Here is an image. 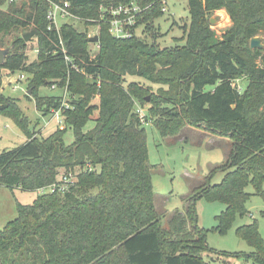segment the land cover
Wrapping results in <instances>:
<instances>
[{"label":"trees","instance_id":"1","mask_svg":"<svg viewBox=\"0 0 264 264\" xmlns=\"http://www.w3.org/2000/svg\"><path fill=\"white\" fill-rule=\"evenodd\" d=\"M49 1L17 5L0 0V35L30 25L37 50L28 61L24 32L15 36L0 70L27 74V89L42 114L60 107L63 88L71 107H62L53 132L37 137L16 100L0 92V114L27 136L0 153V185L36 191L67 171L76 180L64 193L17 202V216L0 229V264H216L201 256L214 249L198 226L195 200L224 203L212 227L223 233L236 215L247 213L248 185L264 196V48L249 47L250 38L264 33V0H187L185 40L163 48L136 35L115 38L108 24L99 22L100 5L134 1L150 5L136 27L154 29L152 20L162 13L163 0H67L85 29L63 22L58 31L47 29ZM220 8L231 25L216 37L207 16ZM98 22V47L91 54L86 26ZM60 39L78 70L64 61ZM53 83L61 92L38 95L39 87ZM136 103L161 136L176 135L189 125L232 141L226 161L194 189L184 213L173 212L167 227L155 207L151 171L156 165L148 161L145 123ZM90 120L94 125L85 129ZM68 128L73 132L69 144L64 141ZM218 170L223 177L211 184ZM235 231L252 248L247 256L253 264H264L256 220Z\"/></svg>","mask_w":264,"mask_h":264},{"label":"rangeland","instance_id":"2","mask_svg":"<svg viewBox=\"0 0 264 264\" xmlns=\"http://www.w3.org/2000/svg\"><path fill=\"white\" fill-rule=\"evenodd\" d=\"M19 5L24 0H14ZM166 11L155 16L152 20L154 29L144 28L143 24L135 27L134 34L153 42L163 48L183 44L185 40L184 29L189 24V11L187 0H163ZM6 5L3 6L5 8ZM144 15V14H143ZM143 17V16H142ZM208 21L215 36L219 37L223 31L231 25L229 15L224 8L216 9L208 14ZM72 23L77 29H85V25L77 19L69 18L60 20L59 23ZM97 25L86 26L89 36L97 34ZM33 28L29 25L25 28L12 30L9 34L0 35V48H10L13 38ZM156 34L153 38L152 33ZM263 39L264 33L257 35ZM34 34L27 41L25 53L27 60L36 58ZM91 54L96 51L94 42L88 44ZM21 72H11L1 68L0 92L9 98L16 100L18 107L29 121V129H33L37 137H45L55 130L61 123V113L52 115L42 114L37 110L34 97H31L32 89H27L26 78L18 80ZM25 74V73H24ZM27 77V74H25ZM139 80L138 78H129ZM240 86L243 80H236ZM51 86V85H50ZM60 90L48 86L38 88V95L51 96ZM29 95L30 97H27ZM149 99V96H146ZM97 103V98L92 99ZM135 108L145 112L136 103ZM91 116H97L94 110ZM94 121L87 122L85 129H90ZM146 148L148 161L156 165L151 171V182L154 191V203L156 210L162 215V224L167 227L168 220L175 210L186 211L191 193L200 187L210 171L226 161L232 148V141L228 136L216 134L200 127L186 125L176 135L161 136L148 121H145ZM27 139L24 131L5 114H0V153L3 150L13 149ZM64 141L69 144L73 141V132L70 128L64 133ZM223 177V172H214L210 179L211 184L218 183ZM76 179L74 178V181ZM251 193L245 204L247 213L243 216L236 215L230 227L223 233L213 230L216 225V215L224 209V203L216 199L200 197L195 200V212L198 218V226L206 232V242L214 250L205 251L201 256L206 260H212L216 264H253L248 258L252 248L236 234V228L249 224L253 220L257 222V228L264 241V196L255 194L252 185L246 187ZM37 191L10 190L0 185V229L17 216V202L30 204L35 199Z\"/></svg>","mask_w":264,"mask_h":264},{"label":"built area","instance_id":"3","mask_svg":"<svg viewBox=\"0 0 264 264\" xmlns=\"http://www.w3.org/2000/svg\"><path fill=\"white\" fill-rule=\"evenodd\" d=\"M8 1H14V0H8ZM150 5L140 6V4L131 1L130 3L125 4H119V5H100L99 11H100V17L99 22L104 21L108 24V30L109 33L115 37V38H128L131 37L134 34V30L136 27V24L138 22V19L142 18L143 12L148 9ZM70 3L67 0H57L52 1L50 0L48 2V7L46 10V20H47V29H56L59 30L60 20H67L69 18L77 19L70 11H69ZM161 11H166V7L163 5L161 7ZM99 22L97 24V27H99ZM59 45L61 47V51L63 53V59L66 62V64L71 68L78 70V68L73 63L72 58L66 53V48L64 46L63 41L59 40ZM96 48L98 47V44L96 42L95 44ZM34 52H37L35 49ZM26 78L24 73H20L18 80H22ZM51 88H56V83H53L51 85ZM61 92V91H60ZM62 100L60 107L53 109L50 111L52 115H57L61 113L62 107L68 108L69 106L68 102V92L66 88H63L61 92ZM139 118L142 123H145V114L144 112H141L140 109H137ZM74 175L70 171L62 172L59 175V178L56 182L51 183L47 186H43L38 188L36 191L38 193H47V192H59L64 193L68 191V186L71 182L74 181Z\"/></svg>","mask_w":264,"mask_h":264},{"label":"water","instance_id":"4","mask_svg":"<svg viewBox=\"0 0 264 264\" xmlns=\"http://www.w3.org/2000/svg\"><path fill=\"white\" fill-rule=\"evenodd\" d=\"M34 33L35 31L32 29L28 32H25L22 37L24 38L25 41H28L30 36ZM89 41L96 43L98 41V35L96 34L90 37ZM249 47L252 49L253 48L263 49L264 43L262 42V39L260 37L255 36V37L250 38ZM8 52H9V48H0V63L4 61V58L8 54Z\"/></svg>","mask_w":264,"mask_h":264}]
</instances>
